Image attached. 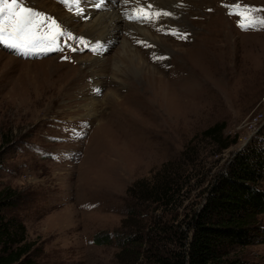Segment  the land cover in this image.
I'll list each match as a JSON object with an SVG mask.
<instances>
[{"label":"rangeland","instance_id":"obj_1","mask_svg":"<svg viewBox=\"0 0 264 264\" xmlns=\"http://www.w3.org/2000/svg\"><path fill=\"white\" fill-rule=\"evenodd\" d=\"M134 1L23 0L50 18L42 27L55 43L19 53L31 58L0 43V192L12 197L2 214L25 227L32 248L22 264H130L119 242L120 233L139 232L123 225L134 183L176 166L194 139L224 123V137L237 143L191 148L190 173L181 176H199L176 204L135 205L144 236L155 221L179 224L264 129V0H138L145 18L132 13ZM93 2L126 14L100 45L81 31ZM115 233L113 244L92 243ZM228 259L264 264V238L230 249Z\"/></svg>","mask_w":264,"mask_h":264},{"label":"trees","instance_id":"obj_2","mask_svg":"<svg viewBox=\"0 0 264 264\" xmlns=\"http://www.w3.org/2000/svg\"><path fill=\"white\" fill-rule=\"evenodd\" d=\"M224 130V123L208 128L198 141L194 139L185 148L176 166L166 164L150 182L141 179L129 189V199L134 205H128L129 219L124 220L123 225L133 226L139 232L127 233L126 237L120 233L123 237L119 244L121 255L129 257L130 264H241L228 259L229 250L250 246L264 238L258 219L264 215V129L211 178L201 203L188 219L174 226L164 224L163 228L155 221L150 223L145 236L144 226L135 222L140 217L135 205L139 208L144 207V203L164 208L172 206L188 183L198 178L199 174L181 176V173H190L186 168L193 162L187 159L191 148L209 141L223 151L237 143L238 137H224ZM166 166L172 168L166 170ZM11 199L7 192H0V264H22L32 248L25 241V227L2 214L12 206ZM117 235L95 236L92 243L110 245ZM156 243L163 245L158 247Z\"/></svg>","mask_w":264,"mask_h":264},{"label":"snow or ice","instance_id":"obj_3","mask_svg":"<svg viewBox=\"0 0 264 264\" xmlns=\"http://www.w3.org/2000/svg\"><path fill=\"white\" fill-rule=\"evenodd\" d=\"M42 16L32 8L23 6V0L20 3L18 0H11L10 3L9 0H0V43L10 48L26 47L30 51L50 48L55 43V36L46 38L42 25L50 18L39 19ZM52 23L56 24L54 20ZM60 34L57 32L56 35Z\"/></svg>","mask_w":264,"mask_h":264},{"label":"bare ground","instance_id":"obj_4","mask_svg":"<svg viewBox=\"0 0 264 264\" xmlns=\"http://www.w3.org/2000/svg\"><path fill=\"white\" fill-rule=\"evenodd\" d=\"M130 1L131 0H127V2H126V0H123L122 3L126 4ZM137 2H138V0H136L132 3V5L134 6V9H132L133 12L132 11L131 12L134 13V10H138L136 15L138 17L143 16L145 18L146 15L143 14L145 11V10H143L144 6L143 7L139 6L137 4ZM154 3H156V2H154ZM88 5H89V3H88ZM142 5H144V3ZM106 8H107L106 5H104V7H102V8H100V6H96V4H94V2H93V4H91V8H88V10L85 11V20L84 21L86 23L81 28V31H83V35L92 39V41H94L95 45H100L102 42L106 43L107 41H111L113 37L115 38L114 34L118 33L120 28L123 27L122 21L125 20L124 17L126 14H123V13L121 14L122 11H117L116 7H111V9L109 11H101V10H104ZM146 8H149L150 10L152 9L148 6H146L145 9ZM79 11L82 12L83 9H80ZM98 11H101V12H98ZM146 11H147V9H146ZM71 18H72V16H71ZM71 18L67 17V20H66L67 26L74 25V22L71 20ZM79 22H80V20H79ZM126 27L133 29V27H131V25H128V24H126ZM144 34H145V31H144ZM96 60L100 61V59H96ZM109 96H113V98H114V95H112V94L108 95V97Z\"/></svg>","mask_w":264,"mask_h":264}]
</instances>
